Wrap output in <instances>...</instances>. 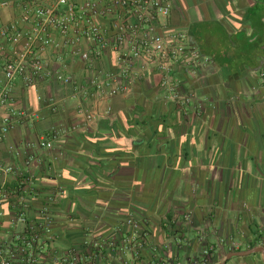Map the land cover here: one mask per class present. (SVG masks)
<instances>
[{"label": "crops", "instance_id": "crops-1", "mask_svg": "<svg viewBox=\"0 0 264 264\" xmlns=\"http://www.w3.org/2000/svg\"><path fill=\"white\" fill-rule=\"evenodd\" d=\"M166 23L210 61L196 77L174 71L190 97L185 104L167 98L151 69L125 95L83 102L97 115L83 129L71 86L15 84L12 107L38 118L15 121L0 144V162L16 170L0 177L11 192L0 202V257L19 262V238L30 224L39 232L49 226L32 252L55 264L83 249L81 234L106 239L132 217L147 233L141 264H191L208 246L215 248L210 264H264V0H173ZM49 63L60 67L53 56ZM102 64L116 71L111 50ZM65 65L83 76L72 56ZM73 126L53 150L36 147L53 129ZM30 155L38 160L29 168L33 184L20 191ZM87 247L78 252L91 258L85 264H121L115 254L95 260Z\"/></svg>", "mask_w": 264, "mask_h": 264}, {"label": "built area", "instance_id": "built-area-1", "mask_svg": "<svg viewBox=\"0 0 264 264\" xmlns=\"http://www.w3.org/2000/svg\"><path fill=\"white\" fill-rule=\"evenodd\" d=\"M172 8L173 0H0V13L7 14L0 20V144L15 121L38 118L37 114L12 107L11 95L17 82L25 88L41 81L71 86L74 95L81 98L76 113L83 118V129L97 117L83 102L94 100L97 105L125 95L131 85L147 77L151 69L159 72L160 88L170 101L189 102L190 97L182 91L180 81L173 76L174 71L179 69L196 77L210 61L190 45L185 31L167 26ZM98 18L107 19V25L100 24ZM107 50L113 52L115 72L106 70L102 64ZM51 56L60 66L58 69L49 65ZM70 56L83 65L81 78L64 72ZM49 105L55 110L53 99L49 100ZM109 113L110 108H107L105 114ZM77 129L78 126L55 128L48 137L41 138L36 147L51 151L56 141ZM12 151L19 156L17 150L12 148ZM36 161L33 155L26 158L24 166L28 173H20V191L33 184L29 168ZM15 173L13 166L0 162V177ZM10 193L9 188L0 187V202ZM16 218L25 222L21 211ZM185 219L190 221V214ZM46 221L48 223L49 219ZM122 228H127L129 233L121 235ZM45 229L39 232L29 225L28 241L16 249L20 257L16 264H43L35 257L32 247L44 233H49L48 225ZM115 236L105 244L109 255L116 252L121 264H141L147 243V233L141 224L128 217ZM87 239L82 243L84 246L101 248L102 244ZM214 251V246H208L191 264H210ZM13 258L14 255L0 257V264H15ZM90 259L73 249L60 256L55 264H85Z\"/></svg>", "mask_w": 264, "mask_h": 264}, {"label": "trees", "instance_id": "trees-1", "mask_svg": "<svg viewBox=\"0 0 264 264\" xmlns=\"http://www.w3.org/2000/svg\"><path fill=\"white\" fill-rule=\"evenodd\" d=\"M28 232V233H27ZM27 232L24 234L25 236L22 238V239H20L19 240V242H20V244L19 245H23L25 242H27L28 241V237H29V231L27 230ZM121 235H126V234H128L129 233V230L127 229V228H122V230H121ZM116 236L114 235V236H110L109 238H106V239H97V240H94L95 241V243H100V244H102V246H101V248L100 249H95V248H93L92 246H90L91 248H92V258L94 259V257H95V260L96 259H98V258H101V257H103V258H105L106 256H109V252H108V250L105 248V244L108 242V241H110V240H112V239H114ZM24 240H26V241H24ZM43 240V238L41 237L40 238V240L38 241V243L37 244H39L41 241ZM84 241H86V237H85V234H81V236H80V244H79V246L80 247H82L83 246V249L82 250H77L76 249V247H73L72 249H74L75 248V251H77V252H81V251H83V252H85V251H87V249H89L87 246H84V245H82V243L84 242ZM119 243V242H118ZM104 244V245H103ZM79 247V248H80ZM116 252H114V254H115ZM116 255V254H115ZM97 257V258H96ZM96 264H98V262H96ZM99 264H107V262H102V263H99Z\"/></svg>", "mask_w": 264, "mask_h": 264}, {"label": "water", "instance_id": "water-1", "mask_svg": "<svg viewBox=\"0 0 264 264\" xmlns=\"http://www.w3.org/2000/svg\"><path fill=\"white\" fill-rule=\"evenodd\" d=\"M258 251V249H254V250H252V251H250V252H248V253H255V252H257ZM240 253H236V254H232V256H234V255H239Z\"/></svg>", "mask_w": 264, "mask_h": 264}, {"label": "rangeland", "instance_id": "rangeland-1", "mask_svg": "<svg viewBox=\"0 0 264 264\" xmlns=\"http://www.w3.org/2000/svg\"><path fill=\"white\" fill-rule=\"evenodd\" d=\"M6 13H3V15L2 16H4V17H6L7 16V14L5 15Z\"/></svg>", "mask_w": 264, "mask_h": 264}]
</instances>
